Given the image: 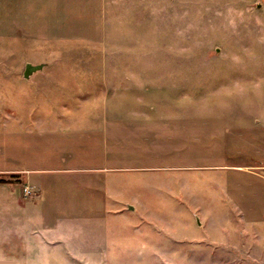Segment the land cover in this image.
<instances>
[{"label": "rangeland", "instance_id": "obj_1", "mask_svg": "<svg viewBox=\"0 0 264 264\" xmlns=\"http://www.w3.org/2000/svg\"><path fill=\"white\" fill-rule=\"evenodd\" d=\"M0 181V264H264V0H0Z\"/></svg>", "mask_w": 264, "mask_h": 264}, {"label": "crops", "instance_id": "obj_2", "mask_svg": "<svg viewBox=\"0 0 264 264\" xmlns=\"http://www.w3.org/2000/svg\"><path fill=\"white\" fill-rule=\"evenodd\" d=\"M110 123V122H109ZM44 124V127H45V129L42 131V129H41V134H47L48 133V131L49 132H51L52 130H50V128H51V122H44L43 123ZM43 124H39V126L40 127H42L43 126ZM37 125L38 124H36V127H37ZM82 141H83V139H82ZM95 152H96V155L94 154V156L93 157H95V158H101L100 156H102L101 155V150L99 149V146L95 149ZM94 152V153H95ZM36 170V167H18V168H14V169H9V170H3V171H5L6 173H10V172H13V173H15V174H22V173H26V175L27 176H25L24 174H22V175H24V177H25V181H26V184H28V185H30L31 186V183L33 182L32 180V176H31V174H29L30 172H32V171H35ZM29 174V175H28ZM15 183V182H14ZM18 184V183H17ZM33 186V185H32ZM13 193V192H12ZM14 195V194H13ZM7 200H5V201H7V203H3V205H4V207L6 208H9V207H13V206H17V207H23L24 209L25 208H29L30 206H29V204H30V202L28 203L27 201H25L24 200V202L23 201H21V198H16V197H12V195H10L9 194V196L7 195V198H6ZM11 201V202H10ZM10 202V203H9ZM14 208V207H13ZM29 211V210H28ZM27 210H25V212H28Z\"/></svg>", "mask_w": 264, "mask_h": 264}, {"label": "water", "instance_id": "obj_3", "mask_svg": "<svg viewBox=\"0 0 264 264\" xmlns=\"http://www.w3.org/2000/svg\"><path fill=\"white\" fill-rule=\"evenodd\" d=\"M45 64H33V63H27L24 71V77L30 78L34 73L42 70L44 68Z\"/></svg>", "mask_w": 264, "mask_h": 264}, {"label": "trees", "instance_id": "obj_4", "mask_svg": "<svg viewBox=\"0 0 264 264\" xmlns=\"http://www.w3.org/2000/svg\"><path fill=\"white\" fill-rule=\"evenodd\" d=\"M0 182H3V181H0Z\"/></svg>", "mask_w": 264, "mask_h": 264}]
</instances>
